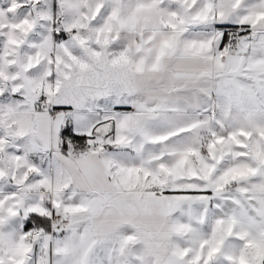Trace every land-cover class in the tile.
<instances>
[{"label":"snow or ice","instance_id":"1","mask_svg":"<svg viewBox=\"0 0 264 264\" xmlns=\"http://www.w3.org/2000/svg\"><path fill=\"white\" fill-rule=\"evenodd\" d=\"M0 264H264V0H0Z\"/></svg>","mask_w":264,"mask_h":264}]
</instances>
